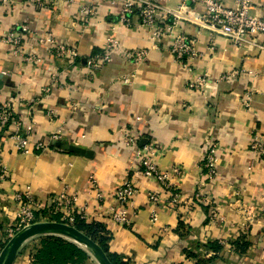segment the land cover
<instances>
[{
	"label": "crops",
	"instance_id": "crops-1",
	"mask_svg": "<svg viewBox=\"0 0 264 264\" xmlns=\"http://www.w3.org/2000/svg\"><path fill=\"white\" fill-rule=\"evenodd\" d=\"M217 1L230 8L235 4V0ZM46 2L31 6L14 0L5 6L0 0V105L8 104L30 132L26 154L16 151L9 138L12 125L0 133V154L9 173L0 182V250L14 221V192L30 186L39 201H47L68 188L78 193L79 202H89L90 219L104 223L111 235L109 253L126 264H264V215L247 223L242 212L248 206L258 211L264 203V158L250 149L254 137L264 142V36L256 37L255 45L234 47L224 37L211 39L196 26L180 23L175 32L194 41L196 56L178 64L170 53V38L164 37L154 49L136 16L128 27L118 22L120 1ZM160 4L173 9L177 1ZM87 5L94 17L82 21L78 11ZM253 8L251 14L264 20V0H254ZM14 25L30 29L32 38L23 48L41 58V64L22 63L1 42ZM45 33L75 47L77 59L58 61L50 56L34 40ZM107 38L118 43L109 63L88 71L84 61L102 54ZM134 50L146 52L142 62L124 58ZM234 71L238 75L222 79ZM200 78L206 79V89L189 90V83ZM127 134L140 136L139 144L152 141L165 149L160 170L177 165L184 171L178 185L182 204L175 210L161 208L155 223L150 222L147 193L165 194L136 173L134 149L125 143ZM54 135L59 139L51 140ZM36 142L49 146L37 152ZM210 143L220 148V160L217 180L206 190L224 218L222 223H210L207 209L193 200ZM55 146L78 147L86 153L56 151ZM90 177L99 185L103 208L113 204L122 181L138 187L129 228L102 220L104 209H97L88 196ZM237 240H244L246 252L234 251ZM211 243L220 250L209 248ZM37 245L38 238L28 242L14 264H36ZM76 264L96 263L87 255Z\"/></svg>",
	"mask_w": 264,
	"mask_h": 264
},
{
	"label": "built area",
	"instance_id": "built-area-1",
	"mask_svg": "<svg viewBox=\"0 0 264 264\" xmlns=\"http://www.w3.org/2000/svg\"><path fill=\"white\" fill-rule=\"evenodd\" d=\"M71 4L75 0H64ZM120 1L121 8L118 14V22L124 26L132 24V17L136 16L139 25L148 31L152 47L158 48L161 40L170 38V53L178 64H183L186 58L196 56L194 41L185 34L175 32V28L180 23H186L196 26L205 31L212 38L221 36L228 39L232 46L241 47L247 44L255 45L254 39L264 36V20L251 14L254 0H235L234 7H225L217 0H176L175 8L170 9L160 4L161 0H111ZM31 6H44L46 0H24ZM3 5L9 6L14 0H2ZM52 4V3H51ZM197 7L202 8V12L197 11ZM78 17L82 21H89L94 17L92 6H83L78 11ZM31 36L30 29L26 25H14L5 31L1 42L11 49L13 56L18 58L26 65H39L43 61L36 55L26 53L23 45L27 38ZM34 40L43 45L47 52L58 61L77 59L78 52L75 47L57 40L51 33H45L43 36H36ZM118 47L116 40L107 38L106 47L102 54L89 57L84 61L88 71L96 72L101 70L104 65L109 63L111 51ZM212 49V48H211ZM146 57L144 50H134L124 53V58L133 62L140 63ZM238 75L234 71L226 80ZM207 81L200 78L195 83H189V90L206 89ZM249 96L244 98V104L249 106ZM12 125L13 130L9 138L14 143L16 151L26 154L29 150V129L23 128L20 120L16 119L12 109L8 104L0 105V133L5 134L6 127ZM59 136H52L51 140H58ZM140 136L133 137L127 134L125 143L134 149V158L137 165L136 173L148 180L153 181L163 191L165 195L158 193H147L146 203L150 209V222L155 223L158 211L163 209L175 210L182 204V195L178 188L184 171L177 165L171 166L166 171L159 169V160L166 153L165 149L155 142H145L139 144ZM49 144L36 142L33 144L35 151H42L48 148ZM56 151L59 149L54 148ZM250 149L264 158V142L254 137L250 142ZM220 148L215 143H210L207 147L205 157L202 161L203 179L199 181L193 200L204 209H207L210 223H222L224 218L219 215L214 201L207 193L206 186L215 183L218 175ZM8 169L0 154V182L8 178ZM90 187L88 196L96 204L97 209H104L101 218L104 222H110L120 227L129 228L132 217L135 213L133 207L134 200L139 194L138 187L130 180L122 181L114 191V202L107 208H103L102 194L100 193L97 181L90 177ZM14 209V221L5 231L4 241L7 242L16 232L24 227L36 223V214L45 210L50 215L58 216L59 223L74 227L77 221L91 222L89 215V202H79V196L76 191H69L65 188L62 192L47 199L39 201L30 186H25L21 190L14 192L12 197ZM246 221L249 223L257 215H264V203L260 205L258 211L254 207L248 206L243 209ZM242 226H245L244 224ZM230 251L231 247L229 246Z\"/></svg>",
	"mask_w": 264,
	"mask_h": 264
},
{
	"label": "trees",
	"instance_id": "trees-1",
	"mask_svg": "<svg viewBox=\"0 0 264 264\" xmlns=\"http://www.w3.org/2000/svg\"><path fill=\"white\" fill-rule=\"evenodd\" d=\"M42 221L59 220L58 216L50 215L47 211L43 210L36 214L35 222ZM74 228L85 234L94 242L98 243L102 250L108 256L112 264H126L115 255L109 253L108 243L111 239V235L107 231L104 223L100 221H77V223L74 225ZM5 243L6 242L3 241V245ZM208 247L215 251L220 250L219 246L216 243L208 244ZM246 248L247 244L244 242V240H237L233 244V249L237 253L246 252ZM86 258L87 254L73 243L56 237H43L38 241L37 247H35L33 262L36 264H76L81 263ZM197 264L205 263L204 261H197Z\"/></svg>",
	"mask_w": 264,
	"mask_h": 264
},
{
	"label": "water",
	"instance_id": "water-1",
	"mask_svg": "<svg viewBox=\"0 0 264 264\" xmlns=\"http://www.w3.org/2000/svg\"><path fill=\"white\" fill-rule=\"evenodd\" d=\"M62 152L72 151L83 155L86 153L78 147L60 148ZM43 237H56L75 244L82 249L96 264H112L98 243L87 237L76 228L55 221L33 223L16 232L0 250V264H14L20 251L31 240Z\"/></svg>",
	"mask_w": 264,
	"mask_h": 264
},
{
	"label": "rangeland",
	"instance_id": "rangeland-1",
	"mask_svg": "<svg viewBox=\"0 0 264 264\" xmlns=\"http://www.w3.org/2000/svg\"><path fill=\"white\" fill-rule=\"evenodd\" d=\"M41 238H38V241L40 240ZM34 243L32 244V247H33Z\"/></svg>",
	"mask_w": 264,
	"mask_h": 264
}]
</instances>
